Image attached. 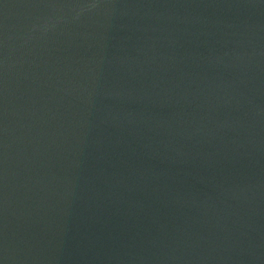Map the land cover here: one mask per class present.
Returning <instances> with one entry per match:
<instances>
[{
  "label": "water",
  "instance_id": "95a60500",
  "mask_svg": "<svg viewBox=\"0 0 264 264\" xmlns=\"http://www.w3.org/2000/svg\"><path fill=\"white\" fill-rule=\"evenodd\" d=\"M0 264H264V0H0Z\"/></svg>",
  "mask_w": 264,
  "mask_h": 264
}]
</instances>
